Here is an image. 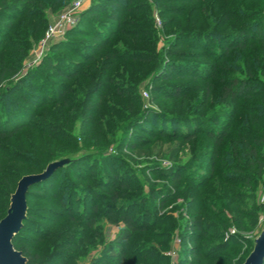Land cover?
I'll list each match as a JSON object with an SVG mask.
<instances>
[{
    "label": "rangeland",
    "instance_id": "rangeland-1",
    "mask_svg": "<svg viewBox=\"0 0 264 264\" xmlns=\"http://www.w3.org/2000/svg\"><path fill=\"white\" fill-rule=\"evenodd\" d=\"M4 1L10 3L14 0ZM74 1L46 0V7L43 9L38 8L34 11L32 7H37L36 5L32 7L27 5L12 10L14 17L11 14L3 17L14 26L10 31L4 30L0 35L1 39L4 37V42L0 43V72L3 68L7 69L5 77L0 78V97L21 100V106L16 104L12 109L24 108L22 98L30 96L28 92L42 95L37 87L43 80L48 82L52 79L50 74L53 68L49 61L50 55L56 60L59 57L69 59L73 55L69 52L71 50L62 48L63 43L67 40L86 43L94 39V30L81 25L85 19L82 23L79 20L81 11L90 5L91 0H88L84 4L85 7L83 6L75 14L76 22L70 25L63 35L44 44L48 28ZM99 3H105L109 7H114L113 3H117L125 9L124 18L115 30L120 31L129 27L131 31H139V33L136 37L135 32L131 36L122 33H116L113 36L112 44L129 49V53L125 54L127 58L116 61L113 71L110 72L103 67L109 53V47H104L94 63L91 62L95 69H91L90 63L86 64L84 70H88V75L82 74L79 81L76 79L71 81L70 89H73V92L66 93V98L60 105L54 104L51 100L35 103L34 110L28 119L33 122L39 121L40 126H47L53 133L51 136L43 134L35 136L33 131L25 129L16 134L14 140H6L7 147L14 153L22 155L24 159L21 162L12 159L4 160L5 166L2 173L12 179L20 177V180L25 175L41 173L56 161H70L60 167L61 169L58 168L51 176L50 184H47V187H51L50 190L47 189L43 196L35 195L27 198V220L16 235H20L17 250L22 252L31 242L27 250L36 257L37 263L43 260L51 263L55 260L56 254L71 256L79 253L77 264H89L93 256H98L106 244L117 238L124 224L116 225L103 214L105 207L110 208L107 199L98 201L101 209L97 213L101 216L99 222L91 229H87L81 221H71L60 203L67 201L69 191H78L73 202L76 203V211L79 213L80 209L85 207V201L89 203L85 200L86 194H94V191H98L105 195L107 188H101L100 182L107 183L110 173H116L127 183L119 200L125 205L123 210L131 209L140 216L141 223L146 221L153 225L156 221V213L157 219H163L151 230L140 234L142 235L140 238L143 237L154 247L149 249V258L132 256L131 262L134 264H185L182 257L188 256L187 248L193 242H184L180 236L182 230L175 227V223L172 219H168V216L179 222L181 218L184 219L181 214L190 215L188 211L190 213L194 211L195 203L192 204V202L197 199L199 190L193 187L191 194L188 193L176 200H168L162 208L159 207L160 198L168 197L167 190L177 191L189 185V182L185 179L172 182L162 173L172 163L166 155H161V150H165L172 144V140L164 141L165 139L154 138L155 140L152 141V129L158 130L164 126L166 131L171 132L174 126V120L171 118L178 119L184 116H189L191 119L198 117L194 123H204L203 128L214 126L212 120L208 119L220 110H229L230 114L226 118H233L235 122H238L244 116L243 108L256 104L260 99L256 96L260 89L264 91V75L257 76L256 80L260 83L252 84V87H257L255 97L245 100L240 98L236 100V104L235 102L229 104L228 100H223L222 97L226 71H220L216 76H212L213 70H208L207 66H200L198 71H201L200 73L203 71L206 77L202 78L200 74L181 77L168 67L171 61L177 62L185 58L200 62L202 65L214 62L215 56L208 55L203 45L199 46L197 42H193V45L190 39H176L179 33L188 30L214 29L218 33L233 29L232 26L219 27L223 20L219 10L213 14L216 18L215 25L211 27L209 22H206L204 12H210L216 6H222V0H99ZM142 3L147 6L137 12L130 11L135 5L139 6ZM258 4L259 0H256L253 5L238 3L236 7L247 9L259 7ZM182 7L185 8L183 14L173 10ZM98 15L100 21L106 19L104 14ZM198 19L200 20L197 23ZM128 21L131 22L127 23ZM132 21L136 24L134 25ZM165 22H170V25H166ZM194 38L201 39L199 36ZM216 46L215 39L212 48ZM133 56L137 58L133 59ZM76 58L82 60L78 56ZM235 63L239 65L242 62L235 60ZM99 80L101 85L98 93L100 92L101 96L89 94V90L95 87V83ZM178 85L189 87L186 96H176L174 92H171L170 89H175ZM64 101H68V104H63ZM3 105L9 106L7 100H0V106ZM87 106L92 107L89 113L85 112ZM231 111L235 114L231 115ZM129 112L132 118L129 117ZM191 121L178 123L183 127V124L191 125L194 120ZM204 129L199 132L194 144H188L187 150L182 152L177 160L186 165L184 172H188L193 177L199 178V174L212 176L213 181L205 186L204 192L216 194L218 173L221 168L218 166L215 171L210 172L204 167L210 161V157L194 158V153L202 150L204 146L202 144L207 140ZM125 138H127L126 146L130 143L139 144L133 149L128 147L124 151L117 150V144ZM149 141L152 142L147 145ZM34 167H40V172L32 173ZM256 182V202L264 205V176L259 177ZM223 190L226 192L227 187ZM95 195L92 197L94 198ZM191 195L194 200L191 201L188 210L184 204L188 205L187 197ZM143 198H146L144 204L135 207L130 205V203H139L137 201ZM2 199L0 198V201ZM220 199L225 201L228 195ZM85 208L90 210L89 207ZM248 209L259 213L257 222L255 223L253 219L249 223L250 231H240L232 226L229 231L240 234L241 240L234 241L228 252L214 255H224L220 258L227 256L234 261H239L245 254L251 253L256 239L264 229V208L254 207L250 202ZM147 211L151 214L144 218ZM162 222L165 223L160 225ZM162 231L171 232L173 236L152 238V233ZM73 235L86 236V239L82 244L72 247L67 242ZM159 243L166 246H159ZM236 252L239 254L233 255Z\"/></svg>",
    "mask_w": 264,
    "mask_h": 264
},
{
    "label": "trees",
    "instance_id": "trees-1",
    "mask_svg": "<svg viewBox=\"0 0 264 264\" xmlns=\"http://www.w3.org/2000/svg\"><path fill=\"white\" fill-rule=\"evenodd\" d=\"M70 1L72 0H66V2ZM222 1V6H216L215 9L210 12H204L206 22H209L211 27L215 25L216 18L213 14L216 10H219L223 17L219 27L223 28L227 26L228 28L232 26L233 29L230 28L229 30L227 29L226 31L218 33H216L214 29L188 30L179 33L176 39H190L192 42H190L191 44L197 42L199 46L203 45V48L206 49L208 55L215 56L214 62L209 65H202L200 62L185 58L177 62L171 61L168 67L181 77H190L191 75L198 76L197 74H200L199 76L202 78L206 77V74H204L203 71L202 73H200L201 71H198L200 66H207L208 70H213L212 76H216L220 71H226V78L223 80L224 84L222 86V97L223 100L227 99L229 104L234 102L236 104V100L238 101L240 98L245 100L256 96L254 94L257 91L255 90L257 87H252V84L253 82H255L256 85L260 83L256 80L258 79L257 76L259 74L264 75V0H259V7L254 6L247 9H238L236 4L243 3L253 5L256 3V0ZM45 3L46 0H14L10 3H7V1L4 0L1 1L0 35L3 34L4 30L10 31L14 26L10 21L3 19L4 16H8L9 14L14 17L12 10L19 9L22 6L25 7L29 5L32 7L36 5L37 7H32V9L34 8V11H37L38 8H45ZM113 6L114 7H109L105 3H99V0H91L90 5L81 11L79 20L81 23L82 20H85L83 24H80L86 25V27H90L94 30V39L86 43H76L71 40H67L66 43H63L62 48L71 50L69 52L73 54V57L71 56L72 58L65 59L58 56L59 58L56 60V58L52 59V56L50 55L49 61L53 68V72L50 74L52 79H49L48 82L43 80L39 87H37L42 95L30 94L28 92L27 94L30 96L22 98V101L24 102L23 109L21 107H15L12 109L16 104H20L21 106V100L6 98L5 96L0 97V100H7L8 105L11 106V108L9 106L5 107L4 105L0 106V198H3L2 201H0V220L7 214L10 207V197L15 192L17 182L20 178L15 177V179H12L6 174H3L2 170L5 166L3 162L4 160L10 159L16 160L17 162L24 160L22 155L14 153L11 148L7 147L6 140H14L16 134L25 129L33 131L35 136L41 134L44 136H51L53 134L48 130L49 128L47 126H40L41 123L39 121L33 122L28 119L34 110L35 103H38V101L41 100H51L54 104L60 105L61 101L66 98L65 94L73 92V89H70L71 81L74 79L79 81L80 77H82L80 75L82 74L88 75V70H84L86 64L90 63L91 67L97 59L99 52L104 47H109V53L103 67L110 72L113 71L112 68L116 61H119L122 58H127L125 54L129 53V49L117 47L112 44V38L116 33L131 36L134 32L137 33L134 34L136 37L139 31H131V29H128L129 27L120 29V31L119 29L115 30L116 26L121 24L120 22L124 18L125 9L117 3H113ZM146 6L145 3H142V5L139 6L135 5L130 11L137 12ZM173 10L179 14L185 12V8L183 7ZM98 14H104L106 19L100 21L98 19ZM199 20L200 19H198L197 23ZM129 22L131 21H128L127 23ZM165 23L166 25H170V22ZM133 24L135 25L136 23ZM194 36H199L201 39L197 40ZM215 39L217 46L213 49L212 43ZM3 42L4 37L3 39L0 38V43L2 44ZM77 56L82 58V60L80 61L76 58ZM132 58L136 59L137 57L133 56ZM235 60H241L242 63L236 65ZM192 67H196V69H193ZM91 69H95V67L92 66ZM6 71V68L1 70V79L5 77ZM100 85L101 80L95 83V87L89 90V94L101 96L100 92L98 93ZM175 87V89L172 88L170 90L171 92H174L176 96L187 95L186 92L187 88H189L188 86L178 85ZM167 92L170 93V91ZM257 94L258 96L256 97L260 99L256 104L247 105L246 108H243L244 116L241 117L238 122H235V119L233 118H226V116L230 114L229 110H220V112L213 114V116L211 115L208 119L212 120L214 126H206L204 127L205 129L203 128L204 123H194L198 120V117L191 119L189 116L178 117V119H176V117L171 118L176 122H173L174 126L171 132L166 131L164 126L158 130L152 129V141L158 138L165 139L164 141L172 140V144H170L165 150H161V155H166L172 163V165L168 166L165 171H162V173L169 177L172 182L184 179L189 182V185L177 191L167 190L168 197L163 196L160 198L159 207L162 208L168 200H176L188 193L191 194L193 187L199 190L197 199L192 202V204L195 203L194 211H191V213L188 211V214L190 215L186 216L181 214L184 219L181 218L179 222H177L176 219L171 218V216H168V219H172L173 223H175V227L177 226L182 230L180 236L184 242H193L192 245L187 248L189 249V257H182V261L185 264H209L208 261L213 263L219 262L221 264H242L248 255L245 254L239 261H234L227 256L220 258V256L223 257L224 255L214 254H224L228 252L232 248L234 241L241 240L240 234L231 233L229 231L232 226H235L240 231H250L251 227L249 223H251L253 219L255 223L257 222L259 213L255 210L248 209L250 202L254 207L264 208V205H259L256 202V181L259 177L264 176L263 89H260ZM64 102L65 103L63 104H68V101ZM91 109V106H87L85 107V112L89 113ZM130 114L131 113L129 112V117ZM232 114H235L234 111H231V115ZM188 120L194 121H191V125L183 124V127L178 123L179 121L187 123ZM202 129H204L207 140L202 144L204 145L202 147L203 149L194 153V158L201 159L206 156L210 157V161L204 166L206 169L208 168L210 172L215 171L218 166L221 168V171L218 173L216 194L204 192L205 186L209 183L211 184L213 181L212 176L199 174V178L193 177L188 172H184L186 165L181 164L177 160V157L187 150L188 144H194L197 135ZM126 140L127 138L117 144V150L124 151L128 147L133 149L139 144L130 143L126 146ZM152 141H149L146 144L148 145ZM144 145L145 143L143 146ZM68 152L69 151H67V153ZM176 171L180 173H177ZM4 172L6 173V171ZM38 172H40V167H34L32 173ZM50 180L51 177L33 185L28 192L27 198L35 195L43 196L44 192L51 188L47 187V184H50ZM100 186L101 188H107L105 195L98 191H94V194H86L85 200H88L89 203L87 204L85 201L84 204L85 207H89L90 210L82 207L79 213H77L75 207L77 205L73 202L75 194L78 193L76 190L69 191L70 195L69 198H67V201L60 203L61 207L66 210L71 221H81L85 224L87 229H91L100 220L101 215H98V213L101 208L99 207L98 201L107 199L110 208L105 207V213L103 214L110 222H113L116 225H119L120 223L124 224V227L117 238L111 243L106 244L98 256H93L89 264H134L131 262V258L133 257L148 259L150 252L149 249L151 250L154 247L150 243H147L146 239H143V237L140 238V236H142L140 234L151 230L153 226L158 225L160 220L163 221V219H157L156 213V221L153 225L146 221L141 223L140 216L136 215L131 209L123 210L125 205L119 200L123 195V190H125L127 183L120 179L116 173H110L108 182L105 183L102 181V183L100 182ZM225 187H227L226 192L223 190ZM94 195L95 197L93 198L92 196ZM225 195H228V199L221 201L220 198L224 199ZM193 198L192 195L187 197L188 205H186V203L184 204L188 210V206L191 204V201L194 200ZM145 201L146 198H143L137 201L139 203H130V205L135 207L144 204ZM228 211L230 213H228ZM150 214L151 212L147 211L144 218H147ZM165 222L160 223V225ZM151 236L153 239H160L166 236L171 237L173 236V233L162 231L152 233ZM19 237L20 235L16 236L13 240L16 249H18ZM85 237L81 235H73L67 243L69 246L73 247L76 244H82L86 239ZM29 244H31V242L28 243L26 249L22 250L23 255L26 256L28 260V264H77L79 253L72 254L71 256L56 254V257L54 258L55 260L51 263L47 260L37 263L36 257L27 250V248L30 247ZM158 245L162 247L166 246L163 243H159ZM185 252L186 250L184 251V254ZM238 254L239 252H236L233 255L236 256Z\"/></svg>",
    "mask_w": 264,
    "mask_h": 264
},
{
    "label": "water",
    "instance_id": "water-1",
    "mask_svg": "<svg viewBox=\"0 0 264 264\" xmlns=\"http://www.w3.org/2000/svg\"><path fill=\"white\" fill-rule=\"evenodd\" d=\"M70 161L51 163L45 171L23 176L11 197L6 216L0 220V264H28L26 256L14 247L13 240L24 226L27 218V195L30 188L49 179L54 172ZM72 162V161H71ZM244 264H264V229Z\"/></svg>",
    "mask_w": 264,
    "mask_h": 264
},
{
    "label": "built area",
    "instance_id": "built-area-1",
    "mask_svg": "<svg viewBox=\"0 0 264 264\" xmlns=\"http://www.w3.org/2000/svg\"><path fill=\"white\" fill-rule=\"evenodd\" d=\"M86 1L88 0H75L73 4L56 19L48 28L44 44L49 40L51 41L56 37L62 36L67 28L76 22L75 14L83 8Z\"/></svg>",
    "mask_w": 264,
    "mask_h": 264
},
{
    "label": "crops",
    "instance_id": "crops-1",
    "mask_svg": "<svg viewBox=\"0 0 264 264\" xmlns=\"http://www.w3.org/2000/svg\"><path fill=\"white\" fill-rule=\"evenodd\" d=\"M84 7H85V5H84Z\"/></svg>",
    "mask_w": 264,
    "mask_h": 264
}]
</instances>
